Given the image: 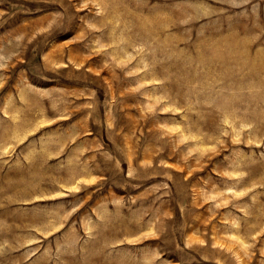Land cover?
I'll return each instance as SVG.
<instances>
[{
    "label": "rangeland",
    "instance_id": "374dc122",
    "mask_svg": "<svg viewBox=\"0 0 264 264\" xmlns=\"http://www.w3.org/2000/svg\"><path fill=\"white\" fill-rule=\"evenodd\" d=\"M0 264H264V0H0Z\"/></svg>",
    "mask_w": 264,
    "mask_h": 264
}]
</instances>
